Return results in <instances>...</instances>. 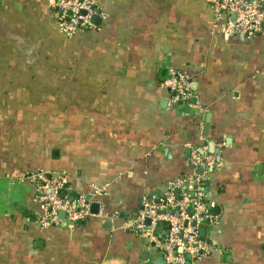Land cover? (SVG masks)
I'll return each instance as SVG.
<instances>
[{
	"label": "crops",
	"instance_id": "obj_1",
	"mask_svg": "<svg viewBox=\"0 0 264 264\" xmlns=\"http://www.w3.org/2000/svg\"><path fill=\"white\" fill-rule=\"evenodd\" d=\"M98 2L106 20L64 40L47 0H0V264H153L125 226L191 174L193 147L217 163L216 223L200 228L215 251L189 264H264V32L223 33L207 0ZM169 70L190 106L171 104ZM37 173L72 198L104 189L95 212L39 229Z\"/></svg>",
	"mask_w": 264,
	"mask_h": 264
},
{
	"label": "built area",
	"instance_id": "obj_2",
	"mask_svg": "<svg viewBox=\"0 0 264 264\" xmlns=\"http://www.w3.org/2000/svg\"><path fill=\"white\" fill-rule=\"evenodd\" d=\"M54 9L57 31L67 38L78 32L94 30L106 20L98 0H47ZM220 22L223 33L252 38L264 32V0H207ZM96 19V23L93 20ZM169 91L170 102L176 107L190 106L195 98L190 80L179 72L169 70L163 81ZM188 163L192 172L185 179L169 183L166 192L159 198L146 199L141 203L134 221L125 228L134 231L150 244L151 250L162 256L166 264H189L208 258L213 246L200 236L203 224H215L213 205L203 202L205 172L216 166L215 158L206 147L190 149ZM203 172L197 174L196 169ZM34 184L36 200L42 207L37 226L41 230L59 227L62 221L73 226L88 217L95 197L104 189H94L87 197L68 198L61 189L66 183L64 176L49 177L45 173L28 176ZM63 213L60 219L59 213ZM148 222V223H146ZM166 229V237L160 232ZM157 231V234H156ZM189 257V259H187Z\"/></svg>",
	"mask_w": 264,
	"mask_h": 264
},
{
	"label": "water",
	"instance_id": "obj_3",
	"mask_svg": "<svg viewBox=\"0 0 264 264\" xmlns=\"http://www.w3.org/2000/svg\"><path fill=\"white\" fill-rule=\"evenodd\" d=\"M93 22L96 23V19H94ZM209 147H211V145H209ZM195 172L197 174H201L203 172V169L198 168V169L195 170ZM95 209H96V206L95 205H92V209L91 210L93 212H95ZM59 217H60V219H63V213L62 212L59 213ZM146 223H148V222H146ZM69 225H71V224L70 223H66L65 221H62L59 227L66 228ZM199 233H200L201 236H203L204 230L201 229L199 231ZM156 234H157V231H156ZM164 236L165 235H162L161 238H163ZM187 259H189V257H187ZM153 264H166V263H165V260L163 259V257L162 256H159L157 259H155V261L153 262Z\"/></svg>",
	"mask_w": 264,
	"mask_h": 264
},
{
	"label": "trees",
	"instance_id": "obj_4",
	"mask_svg": "<svg viewBox=\"0 0 264 264\" xmlns=\"http://www.w3.org/2000/svg\"><path fill=\"white\" fill-rule=\"evenodd\" d=\"M54 14H55V11H54ZM85 31H88V30H85ZM85 31H83V32H85ZM79 33H81V32H78L77 34H75L72 38H67V37H65V36H63L62 34H60L59 32H58V34H60V36L62 37V39H64V40H71V39H74ZM34 187V186H33ZM203 189H204V187H203ZM33 190H34V188H33ZM34 192H35V190H34ZM202 193H203V195H204V190L202 191ZM62 196H66V197H68V198H72L71 197V195L69 194V192L67 191V187H66V184L65 185H63V187H62V189H61V193H60ZM203 202L204 203H207V200H206V198H205V196L203 197ZM201 236V235H200ZM202 237V236H201ZM203 238V237H202ZM204 239V238H203ZM205 240V239H204Z\"/></svg>",
	"mask_w": 264,
	"mask_h": 264
}]
</instances>
